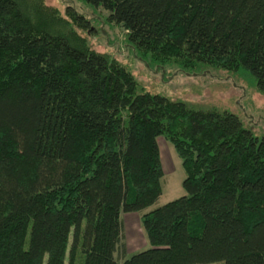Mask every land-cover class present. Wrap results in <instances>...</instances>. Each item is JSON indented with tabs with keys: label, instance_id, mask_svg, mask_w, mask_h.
<instances>
[{
	"label": "trees",
	"instance_id": "obj_1",
	"mask_svg": "<svg viewBox=\"0 0 264 264\" xmlns=\"http://www.w3.org/2000/svg\"><path fill=\"white\" fill-rule=\"evenodd\" d=\"M158 63L244 70L264 93V0H83ZM39 0H0V264H264V135L140 92ZM185 196L142 216L150 249L120 263L122 214L162 196L157 139Z\"/></svg>",
	"mask_w": 264,
	"mask_h": 264
},
{
	"label": "rangeland",
	"instance_id": "obj_2",
	"mask_svg": "<svg viewBox=\"0 0 264 264\" xmlns=\"http://www.w3.org/2000/svg\"><path fill=\"white\" fill-rule=\"evenodd\" d=\"M39 3L64 19H68L66 12L69 8L85 18L89 22L88 29L83 31L73 25L74 30L85 39L90 50L127 69L138 82L140 92L180 101L197 111L233 114L255 137L261 139L264 135V93L257 90L256 82L248 72H228L205 65L184 70L173 61L158 63L151 55L133 48L124 28L109 22V13L103 8L83 0H39ZM157 143L164 169L162 196L154 206L142 212L122 214V244L126 252L120 248L116 254L120 263L151 248L142 216L185 196L182 183L186 176L181 160L164 137L158 138Z\"/></svg>",
	"mask_w": 264,
	"mask_h": 264
}]
</instances>
